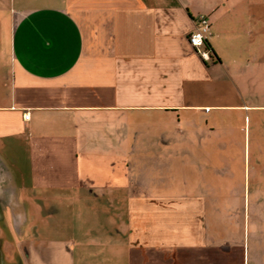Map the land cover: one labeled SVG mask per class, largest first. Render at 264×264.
I'll return each instance as SVG.
<instances>
[{
    "label": "crops",
    "instance_id": "crops-1",
    "mask_svg": "<svg viewBox=\"0 0 264 264\" xmlns=\"http://www.w3.org/2000/svg\"><path fill=\"white\" fill-rule=\"evenodd\" d=\"M263 67L264 0H0V264H264Z\"/></svg>",
    "mask_w": 264,
    "mask_h": 264
},
{
    "label": "rangeland",
    "instance_id": "rangeland-1",
    "mask_svg": "<svg viewBox=\"0 0 264 264\" xmlns=\"http://www.w3.org/2000/svg\"><path fill=\"white\" fill-rule=\"evenodd\" d=\"M256 94H255V100H253V102L255 101V103L257 104H261L264 105V67L261 69L260 74H258L257 76V80H256ZM251 102V101H249ZM260 108V107H257ZM262 110L256 111L258 112V114H255V111H251L252 113L249 115L251 118L250 121V147L252 148V154H253V148H254V143H255V127L257 125H260L259 128H261L259 130V133L261 134V138L263 139V145H264V106L261 107ZM248 121V119H247ZM261 122V124H260ZM234 122L231 123V125ZM233 133V132H231ZM236 132H234L235 134ZM237 136H239L240 131L237 132ZM239 138V137H237ZM236 146H232L230 149H232L233 151L236 150V155L239 157V153L238 151H242V147H237ZM251 154V158H250V176L248 177V175L246 176V178H242L239 177L238 174L234 175V177L231 179L230 185L231 186H243V183L246 184L247 187H250V192L247 193V201L250 202V211H249V215H250V241H251V251L254 250V244H253V235H254V225H255V221L256 218L258 217V215L256 214V204L259 205V209H260V213H261V218L263 220V222H261V224H264V193L261 195H256L253 193L254 188L256 186H261L262 188H264V158H258L261 161V176H258L255 173L254 168L252 167V164L254 162V158L253 155ZM264 154V152H263ZM221 159V158H220ZM232 159V158H231ZM237 162V163H236ZM236 162L234 163V169H236L237 171L243 170V158H236ZM15 164H13V161H11V158H0V171L2 173V175L6 176V178L4 179V185H11L12 183L15 182V174H16V170H14ZM248 167V166H247ZM235 170V171H236ZM259 171V170H258ZM256 175V177H255ZM264 190V189H263ZM14 216H11V219H13ZM258 223L259 222V218H258ZM12 226L14 227V223L12 220ZM261 226V225H260ZM264 228V225H263ZM14 230V228H13ZM17 232V230H16ZM263 240H264V236H263ZM263 246V244H262Z\"/></svg>",
    "mask_w": 264,
    "mask_h": 264
},
{
    "label": "built area",
    "instance_id": "built-area-1",
    "mask_svg": "<svg viewBox=\"0 0 264 264\" xmlns=\"http://www.w3.org/2000/svg\"><path fill=\"white\" fill-rule=\"evenodd\" d=\"M210 33L211 30L208 19L201 15L199 16L198 27L194 31H192L188 36L189 43L197 48L200 56L203 59H209L211 56V51L206 46V40L208 39ZM28 116V114L25 115V117Z\"/></svg>",
    "mask_w": 264,
    "mask_h": 264
},
{
    "label": "trees",
    "instance_id": "trees-1",
    "mask_svg": "<svg viewBox=\"0 0 264 264\" xmlns=\"http://www.w3.org/2000/svg\"><path fill=\"white\" fill-rule=\"evenodd\" d=\"M206 46L210 49V45H209V43H208V39L206 40ZM210 51H211V49H210ZM212 53V52H211Z\"/></svg>",
    "mask_w": 264,
    "mask_h": 264
}]
</instances>
